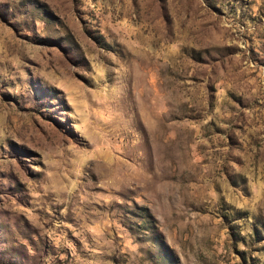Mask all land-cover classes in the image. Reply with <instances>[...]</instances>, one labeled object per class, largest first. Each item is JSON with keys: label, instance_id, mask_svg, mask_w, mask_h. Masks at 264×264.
I'll return each instance as SVG.
<instances>
[{"label": "rangeland", "instance_id": "rangeland-1", "mask_svg": "<svg viewBox=\"0 0 264 264\" xmlns=\"http://www.w3.org/2000/svg\"><path fill=\"white\" fill-rule=\"evenodd\" d=\"M0 264H264V0H0Z\"/></svg>", "mask_w": 264, "mask_h": 264}]
</instances>
